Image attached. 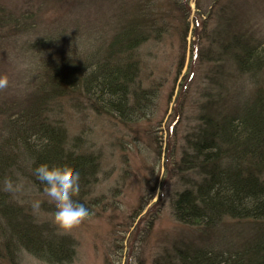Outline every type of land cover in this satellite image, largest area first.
Listing matches in <instances>:
<instances>
[{"label": "rangeland", "instance_id": "obj_1", "mask_svg": "<svg viewBox=\"0 0 264 264\" xmlns=\"http://www.w3.org/2000/svg\"><path fill=\"white\" fill-rule=\"evenodd\" d=\"M151 11L154 31L134 54L137 80L157 89L147 110L123 120L89 100L86 90H53L51 50L66 48L84 60L99 46L110 47L115 35ZM237 32L264 45V0H0V76L10 81L0 91V149L16 129L17 109L34 103L46 109L50 124L63 125L68 138L79 136V153L99 156L98 173L86 186L97 201L90 204L91 218L64 234L75 244L72 260L49 262L0 240V264H111L113 255L128 264L133 253L138 264H160L177 243L215 250L245 248L261 237L264 242V219L225 216L207 229L177 219L172 208L179 191L202 179L196 168H184L182 157L192 150L188 139L198 128L205 92L215 89L221 106L255 97L260 85L264 95V71L253 78L241 73L232 55L222 51ZM21 150L7 153L17 161L10 179L23 185L10 193L13 204L45 234L60 235L46 185L27 177L30 163ZM36 200L41 206L34 213Z\"/></svg>", "mask_w": 264, "mask_h": 264}, {"label": "trees", "instance_id": "obj_2", "mask_svg": "<svg viewBox=\"0 0 264 264\" xmlns=\"http://www.w3.org/2000/svg\"><path fill=\"white\" fill-rule=\"evenodd\" d=\"M154 16L151 11L141 20L133 21L114 36L110 47L99 46L94 52L83 55L84 60L79 55L75 59L66 48L51 50L54 60L49 64L48 80L53 90H86L89 100L101 102L106 109L118 112L123 120L133 118L136 110L143 113L153 103L157 89L143 88L137 80L139 65L134 54L154 31ZM258 42L241 33H231L223 42L222 51L226 49L224 53L232 55L241 73L258 77V73L264 71V45ZM214 90L205 92L207 100L204 107L199 108L198 128L188 139L192 150L183 151L182 157L184 168H196L202 179L179 191L172 202L177 219L207 229L216 226L225 216L264 219L262 85L257 88L255 97L225 103L226 106L219 104ZM28 107L17 109L12 121V128L16 126V129L0 149V240L14 249L20 244L49 262L64 263L75 254L73 239L45 234L42 227L21 214L10 193L3 190L5 178H14L17 162L7 153L15 147L22 149L30 163L27 177L36 180L41 188L45 184L34 175L39 165H68L76 169L80 173L81 190L74 198L89 210L90 204L97 201L88 196L90 191L86 186L98 173L99 156L93 152L79 153V136L70 139L63 125L50 124L44 107L34 103ZM5 147H10L9 151ZM160 258V264H264V242L261 237L245 248L234 245L215 250L177 243Z\"/></svg>", "mask_w": 264, "mask_h": 264}, {"label": "clouds", "instance_id": "obj_3", "mask_svg": "<svg viewBox=\"0 0 264 264\" xmlns=\"http://www.w3.org/2000/svg\"><path fill=\"white\" fill-rule=\"evenodd\" d=\"M10 81L7 76H0V91L9 88ZM37 180L46 186L43 192L48 197L49 203H54L56 211L54 214V224L58 234H70L80 228L91 218L90 210L78 200L81 190L80 173L71 166H49L39 165L34 172ZM22 183H14L10 178L4 180V191L16 194L22 191ZM41 206L39 200L31 202L33 212H37ZM111 264H119V258L113 255ZM128 264H138L137 253L128 257Z\"/></svg>", "mask_w": 264, "mask_h": 264}]
</instances>
